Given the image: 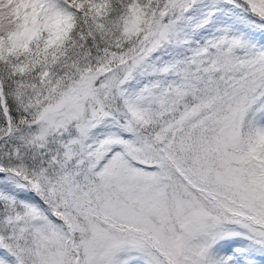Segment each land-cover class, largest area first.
<instances>
[{
    "label": "snow or ice",
    "instance_id": "snow-or-ice-1",
    "mask_svg": "<svg viewBox=\"0 0 264 264\" xmlns=\"http://www.w3.org/2000/svg\"><path fill=\"white\" fill-rule=\"evenodd\" d=\"M0 264H264V0H0Z\"/></svg>",
    "mask_w": 264,
    "mask_h": 264
}]
</instances>
